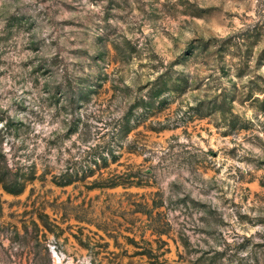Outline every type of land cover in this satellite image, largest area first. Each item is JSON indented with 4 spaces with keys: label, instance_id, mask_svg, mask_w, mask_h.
I'll use <instances>...</instances> for the list:
<instances>
[{
    "label": "rangeland",
    "instance_id": "374dc122",
    "mask_svg": "<svg viewBox=\"0 0 264 264\" xmlns=\"http://www.w3.org/2000/svg\"><path fill=\"white\" fill-rule=\"evenodd\" d=\"M0 264H264V0H0Z\"/></svg>",
    "mask_w": 264,
    "mask_h": 264
}]
</instances>
